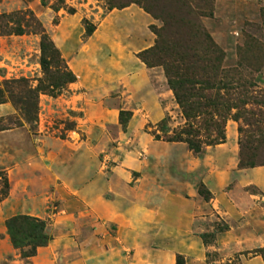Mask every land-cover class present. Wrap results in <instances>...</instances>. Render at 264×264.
<instances>
[{"label": "rangeland", "instance_id": "374dc122", "mask_svg": "<svg viewBox=\"0 0 264 264\" xmlns=\"http://www.w3.org/2000/svg\"><path fill=\"white\" fill-rule=\"evenodd\" d=\"M110 1L0 0V90L19 80L36 90L45 80L43 36L75 78L55 98L39 95L33 124L3 92L0 172L10 188L0 202V264H31L10 246L5 222L12 216L46 213L50 221L54 215L76 220L91 214L82 202H65L60 164L85 169L106 201L115 200L108 185L128 192L137 208L151 214L150 227L137 239L145 234L153 248L172 247L175 264L177 257L183 264H264L255 253L264 249V167L239 168V125L231 119L224 143L205 146L199 154L184 143L154 140L151 133L161 122L169 133L185 125L164 70L139 59L154 46L151 27L162 24L135 4L108 12ZM160 2L170 14H188L198 27L191 34L198 54L206 55L207 47L218 51L220 62L212 68L228 73L247 97L264 95V0ZM87 28L94 29L91 35ZM49 70L53 75L64 71L55 63ZM24 89L21 84L14 91ZM120 112L128 113L125 125ZM17 149L28 157L14 158ZM200 190L209 192V201ZM56 225L60 239L68 238L69 227L61 221ZM74 226L75 231L85 227ZM89 226L104 227L107 236L116 237L110 223ZM124 252L130 258L133 251Z\"/></svg>", "mask_w": 264, "mask_h": 264}, {"label": "trees", "instance_id": "16d2710c", "mask_svg": "<svg viewBox=\"0 0 264 264\" xmlns=\"http://www.w3.org/2000/svg\"><path fill=\"white\" fill-rule=\"evenodd\" d=\"M131 4L139 6L162 24L161 28L151 27L156 37L154 46L140 53L139 59L149 68L161 67L164 70L166 86L173 93L185 120L180 130L170 133L165 123L161 122L151 133L154 140L184 143L189 151L199 154L205 146L224 143L225 125L231 119L239 125V168L253 170L264 167V95L247 97V93L233 83L228 73L214 66L212 68L211 63L220 62L218 51L207 47L206 55L198 54L194 41L197 38L191 36L193 32L196 35L198 27L187 20L188 14L168 13L160 0H111L106 10H122ZM93 31V28L86 29L87 35ZM207 39L205 36V43ZM40 48V66L45 80L38 88L31 89L26 80H19L6 82L4 91L0 90V105L3 104L4 92L29 124L37 121L40 94L55 98L67 84L75 82L46 36L42 37ZM53 63L61 66L63 73L53 75L49 70ZM21 84H25V89L15 92ZM126 115L128 113L120 112L121 125L126 124ZM9 188L6 175L0 172V202L8 198ZM199 195L205 201L210 199L206 190H200ZM5 228L12 248L18 250L23 259L35 257L37 249L45 247L51 240L44 234L45 222L32 217H12L5 222ZM200 238L205 244V236ZM255 253L264 262V249ZM176 264H183L181 257L176 258Z\"/></svg>", "mask_w": 264, "mask_h": 264}, {"label": "crops", "instance_id": "0c3cea01", "mask_svg": "<svg viewBox=\"0 0 264 264\" xmlns=\"http://www.w3.org/2000/svg\"><path fill=\"white\" fill-rule=\"evenodd\" d=\"M16 152L18 155L14 158L17 160L28 157L27 151L17 149ZM57 168L60 185L67 189L65 202H82L91 214L81 215L76 220L71 216L67 218L54 215L50 221H46V213L35 215L25 212L12 216H28L45 222L44 234L51 240L45 247L37 249L35 257L30 259L31 264H175L172 247L153 248L147 244L145 234L137 239V234H140L138 232L143 233L150 227V221L147 220H150L151 214L146 209L137 208L129 200L128 192L108 185L106 190H113L115 200L106 201L98 197L100 190L89 182L85 169L79 166L70 168L62 164ZM66 207L71 206L68 204ZM127 210L129 212H124ZM98 220L116 227V237L107 236L108 230L104 227L94 229L89 226ZM58 221L69 227L68 238L60 239V228L56 225ZM75 224L85 227L76 232ZM124 250H132V256L127 258Z\"/></svg>", "mask_w": 264, "mask_h": 264}]
</instances>
